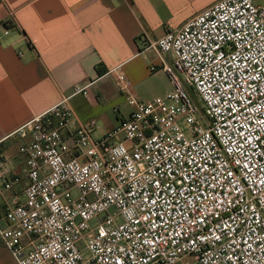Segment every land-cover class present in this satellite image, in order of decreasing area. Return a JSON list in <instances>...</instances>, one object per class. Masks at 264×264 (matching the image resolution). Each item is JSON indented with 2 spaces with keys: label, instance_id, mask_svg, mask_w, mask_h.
Instances as JSON below:
<instances>
[{
  "label": "built area",
  "instance_id": "1",
  "mask_svg": "<svg viewBox=\"0 0 264 264\" xmlns=\"http://www.w3.org/2000/svg\"><path fill=\"white\" fill-rule=\"evenodd\" d=\"M150 48L203 116L164 65L175 91L151 102L118 74L134 111L99 140L66 101L18 129L21 172L0 148L3 189L27 180L0 217L17 264H264V8L221 0Z\"/></svg>",
  "mask_w": 264,
  "mask_h": 264
},
{
  "label": "crops",
  "instance_id": "2",
  "mask_svg": "<svg viewBox=\"0 0 264 264\" xmlns=\"http://www.w3.org/2000/svg\"><path fill=\"white\" fill-rule=\"evenodd\" d=\"M219 1L0 0V25L10 28L0 38V148L15 172L24 162L18 129L62 101L79 124L96 121L99 140L134 111L118 74L141 102L174 92L163 69L175 66L173 55L149 46ZM26 184L4 190L0 182V217L15 197L25 200ZM0 264H17L1 240Z\"/></svg>",
  "mask_w": 264,
  "mask_h": 264
},
{
  "label": "rangeland",
  "instance_id": "3",
  "mask_svg": "<svg viewBox=\"0 0 264 264\" xmlns=\"http://www.w3.org/2000/svg\"><path fill=\"white\" fill-rule=\"evenodd\" d=\"M174 66V64H172ZM174 72H175V76L178 79V81L180 82L181 86L184 88L187 97L190 99V101L196 105L200 111V115L203 116V107H204V103L201 100V98L198 96V94L194 91V89L188 85L186 83V79L183 73H181L180 71H178L176 68H174ZM184 126V124H183ZM82 246V245H81ZM83 248V246H82ZM84 255H87V252L84 251Z\"/></svg>",
  "mask_w": 264,
  "mask_h": 264
}]
</instances>
